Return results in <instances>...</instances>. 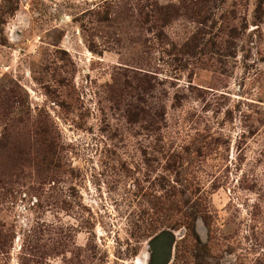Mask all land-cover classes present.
Segmentation results:
<instances>
[{
  "label": "rangeland",
  "instance_id": "374dc122",
  "mask_svg": "<svg viewBox=\"0 0 264 264\" xmlns=\"http://www.w3.org/2000/svg\"><path fill=\"white\" fill-rule=\"evenodd\" d=\"M264 264V0H0V264Z\"/></svg>",
  "mask_w": 264,
  "mask_h": 264
},
{
  "label": "flooded vegetation",
  "instance_id": "af4514ba",
  "mask_svg": "<svg viewBox=\"0 0 264 264\" xmlns=\"http://www.w3.org/2000/svg\"><path fill=\"white\" fill-rule=\"evenodd\" d=\"M169 241L168 239H158L153 247V260L156 264H161L167 257Z\"/></svg>",
  "mask_w": 264,
  "mask_h": 264
}]
</instances>
